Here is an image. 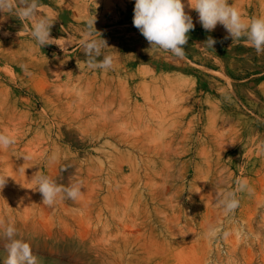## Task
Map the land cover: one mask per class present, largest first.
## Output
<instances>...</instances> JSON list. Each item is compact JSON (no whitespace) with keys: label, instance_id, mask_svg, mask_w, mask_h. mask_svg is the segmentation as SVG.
<instances>
[{"label":"rangeland","instance_id":"1","mask_svg":"<svg viewBox=\"0 0 264 264\" xmlns=\"http://www.w3.org/2000/svg\"><path fill=\"white\" fill-rule=\"evenodd\" d=\"M182 2L195 25L182 58L149 50L135 0H39L57 39L41 48L32 21L0 13V132L16 141L0 150V264L8 225L40 264H264V54ZM228 2L264 16V0ZM94 17L107 71L81 51ZM37 171L80 197L41 203ZM238 179L252 191L226 214Z\"/></svg>","mask_w":264,"mask_h":264},{"label":"clouds","instance_id":"2","mask_svg":"<svg viewBox=\"0 0 264 264\" xmlns=\"http://www.w3.org/2000/svg\"><path fill=\"white\" fill-rule=\"evenodd\" d=\"M188 7L198 13L199 22L206 31L211 32L218 24L222 25L228 33L226 39H245L257 54H264V16L245 21L228 0H188ZM38 8L39 0H0V13L14 15L21 21H32L30 35L40 48L56 44L57 39L51 37L54 22L50 18L38 16ZM133 13V26L149 43V50H163L178 58L184 56L188 33L195 25L191 15L186 13L182 0H135ZM87 27L88 37L82 41L81 51L88 66L105 71L112 69L113 57L105 52L109 46L95 28V17L88 21ZM215 43L216 40L208 37L202 45L213 48ZM100 57L102 59H99ZM15 142L12 135L0 132V150L10 148ZM57 160L58 153L54 152L49 162ZM8 178L0 174V190L5 187ZM33 179L35 191L41 194V203L47 206H53L58 198L75 201L82 192L79 184H60L40 171L35 173ZM235 183V190L225 193L219 201L226 214L232 213L239 206L237 193L252 191L245 179H238ZM216 232L217 229H210L208 235L215 236ZM2 239L6 241L4 249L7 252L3 264H40L39 257L34 254L30 243L19 237L13 225H8L3 230Z\"/></svg>","mask_w":264,"mask_h":264}]
</instances>
